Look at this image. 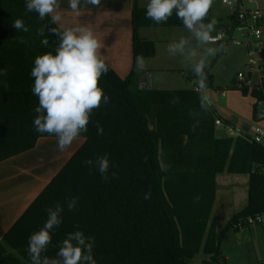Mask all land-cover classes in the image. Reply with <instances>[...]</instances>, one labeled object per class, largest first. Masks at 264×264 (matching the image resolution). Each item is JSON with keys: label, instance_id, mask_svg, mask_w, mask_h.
<instances>
[{"label": "trees", "instance_id": "obj_1", "mask_svg": "<svg viewBox=\"0 0 264 264\" xmlns=\"http://www.w3.org/2000/svg\"><path fill=\"white\" fill-rule=\"evenodd\" d=\"M25 5L26 0H0V162L32 149L41 137H55L34 128L39 100L32 93L31 70L37 56L55 54L59 41L50 29L62 30L49 17L40 20L36 12H28ZM17 19L28 32L13 27ZM213 20L210 8L204 22ZM132 22L129 75L122 79L109 67L100 78L98 86L109 101L93 111L83 145L4 235L0 264H30L28 238L43 227L47 209L57 203L64 209L62 224L52 230V242L43 255L54 258L67 234L80 230L94 237L96 264H193L200 251L210 256L203 264H223L224 233L237 223L244 225L250 216L264 214V144L252 141L243 130L238 137L217 136V118L233 124L218 116L208 101L206 110L202 108V93L194 88L139 87L142 71L137 70L136 57L153 56L156 47L140 39L137 30L184 26L182 21L174 12L167 22L156 24L146 18V9L135 6ZM235 24L232 15L226 29ZM40 29L43 35H38ZM43 39L49 41L47 46L41 44ZM204 73L207 87H212L210 68ZM240 90L256 100L262 97L247 86ZM105 154L110 162L107 181L96 166L84 163ZM224 171L248 174V198L246 207L217 233L210 217L216 176ZM149 191L151 199L145 200ZM77 197L75 209L69 211L68 200Z\"/></svg>", "mask_w": 264, "mask_h": 264}, {"label": "clouds", "instance_id": "obj_2", "mask_svg": "<svg viewBox=\"0 0 264 264\" xmlns=\"http://www.w3.org/2000/svg\"><path fill=\"white\" fill-rule=\"evenodd\" d=\"M83 2L96 7L101 4V0ZM212 4L213 0H148L146 5V18L156 24L167 22L175 12L198 48L203 49V55H200L197 48L191 49L188 55L193 59L200 57L195 59L192 71L198 78V91L202 93L201 107L205 110L208 99L203 95L207 91L205 57L215 55L220 50L207 46L213 40L210 33L216 23L215 20L207 24L204 22ZM80 5L81 0H68L69 8L77 15L80 14ZM25 6L28 12H36L40 20L49 17L51 24H60L63 19L60 0H26ZM13 27L23 32L29 31L20 19L14 22ZM50 33H54L59 41L55 54L45 52L37 56L31 70L34 78L32 93L39 100V105L35 108L38 115L33 123L38 133L55 136L58 149L64 152L74 142L86 138L83 134L87 132L93 111L109 101V97L98 86L100 78L108 73L109 65L107 55L102 52L104 44L91 28L84 25L67 27L62 31L51 28ZM38 35H43V29L38 31ZM48 43L47 39L41 40L44 46ZM189 43V38L181 37L178 41L169 43L167 50L173 56L177 53L183 55L185 46ZM136 67L137 70L145 67L142 55L136 57ZM97 134H103L102 126L97 125ZM84 163L90 167L96 166L102 179L108 180V154ZM77 199L78 197L68 200L69 211L75 209ZM144 199H151L150 191L144 194ZM63 211L59 203L49 207L43 227L29 236L27 253L30 264H96L93 258L94 237H85L80 230L67 234L60 242L54 258L43 255L52 242V230L62 224Z\"/></svg>", "mask_w": 264, "mask_h": 264}, {"label": "crops", "instance_id": "obj_3", "mask_svg": "<svg viewBox=\"0 0 264 264\" xmlns=\"http://www.w3.org/2000/svg\"><path fill=\"white\" fill-rule=\"evenodd\" d=\"M252 1L253 5L259 6L257 0ZM147 3L148 0H101V4L96 7L91 4H85L81 0L80 14L77 15L69 8L68 0H60V11L63 19L60 24L56 25L61 30L81 25L91 28L104 44L102 52L108 57L107 63L109 67L120 78L124 79L129 75L133 66L134 29L132 12L135 6L146 9ZM231 20L232 11L230 10L226 20H215L219 27L216 30H212L210 35L214 36L225 30ZM177 27L181 26H143L137 30V36L140 39L153 41L156 47V52L153 56L143 57L145 67L141 70L139 77L140 85L146 84L157 72L169 71L170 61L173 62L175 67L184 65L186 62L178 54L175 56L167 54L160 56L163 59L161 63L158 55V46L171 43L173 41V38H171L173 37L172 34L174 35L173 29ZM210 44L218 45L217 48L220 49L218 57H223L230 42ZM234 48L237 49H235V52L240 51L246 56L244 49L237 46H234ZM165 63H167V66ZM233 86L235 87L236 85L234 84ZM254 104L252 106L253 119H257L254 114ZM217 115L222 117L218 113ZM84 142L85 139L78 140L74 142L71 148L61 152L58 149L55 137H41L36 141L32 149L0 162V241ZM241 210L236 211L234 215ZM256 226L250 231V240L253 242L257 237H260L264 242V222ZM220 257L222 261L228 258V256L224 257L222 253ZM259 258V261H263L264 254L260 255ZM209 260L205 259L201 263L203 264L204 261Z\"/></svg>", "mask_w": 264, "mask_h": 264}, {"label": "rangeland", "instance_id": "obj_4", "mask_svg": "<svg viewBox=\"0 0 264 264\" xmlns=\"http://www.w3.org/2000/svg\"><path fill=\"white\" fill-rule=\"evenodd\" d=\"M257 4L260 8L264 9V0H257ZM229 13L230 9L222 4V0H213L211 6V16L213 19L216 21L226 20ZM218 27V24L214 25L213 30H216ZM173 33L174 35L172 34L173 37H171L173 38L172 42L178 41L181 37L189 38L190 40V43L185 46L184 54L177 53L186 62L184 65L175 67L173 62L170 61L169 71L157 72L150 78L152 89H193L198 85V78L190 68L195 63V59H199L200 57L198 56L193 59L189 57L188 53L191 49L197 48L200 55H203V49L198 48L196 41L191 38V34L185 27L174 28ZM168 45L169 43L158 46L159 57L167 54L170 55L167 50ZM207 46L218 47L215 44ZM234 46L230 42L223 57H218L219 51L213 56L205 57V68H210L213 87H207V91L203 95L208 97V103L223 118L230 121L233 117L238 119L237 124L231 126L236 134L242 135V129L247 128L248 133L252 135L256 127L264 129V119H253L252 106L256 102V99L250 92L244 95L240 90L242 85L248 86L247 83L238 80L239 73L245 74L247 72V55L244 56L240 51L235 52L236 48ZM162 62L163 59H161ZM165 65L167 66V63ZM234 84L237 87H234ZM222 93H225L224 97L221 96ZM247 198V174H233L224 171L216 176L215 199L210 217V224L213 225L215 232L220 233L223 230L234 216V213L246 205ZM262 222H264V216ZM259 224H245L239 229L230 228L224 233L221 241V253L224 257L228 256V258L227 260H223V264H264V260L259 261L260 255L264 254V242L262 238L257 237L253 242L250 240V231ZM205 259L209 260L210 256L200 251L194 256L192 263L202 264L201 262Z\"/></svg>", "mask_w": 264, "mask_h": 264}, {"label": "built area", "instance_id": "obj_5", "mask_svg": "<svg viewBox=\"0 0 264 264\" xmlns=\"http://www.w3.org/2000/svg\"><path fill=\"white\" fill-rule=\"evenodd\" d=\"M252 2V0H222V4L232 11L236 24L233 28L225 29L212 36L211 43L231 42L245 50L247 72L245 74L239 73L238 80L247 83L250 90L262 94V97L255 102L256 118L262 120L264 119V41L262 29L264 9L253 5ZM248 73H251L250 80ZM243 86L245 85L241 87ZM194 91L201 93L198 91V85L194 87ZM224 95L225 93L222 94V96ZM215 125L217 129H224L227 136H241L236 134L230 125H225L220 118L215 120ZM242 130L244 131V129ZM250 137L252 141L264 144V129L256 127ZM263 216L264 214L250 216L244 220V225L261 223ZM242 226V223H237L233 229H239Z\"/></svg>", "mask_w": 264, "mask_h": 264}, {"label": "water", "instance_id": "obj_6", "mask_svg": "<svg viewBox=\"0 0 264 264\" xmlns=\"http://www.w3.org/2000/svg\"><path fill=\"white\" fill-rule=\"evenodd\" d=\"M250 78H251V73H248V79L250 80ZM139 87H140V89L147 88L148 90H151L152 89L151 80L149 79L146 84L145 83L141 84V85H139ZM231 122H232V124H237L238 119L236 117H233ZM244 131L247 132L248 129L245 128ZM215 134L217 136L221 137V138H226L227 137V134H226L224 129H217ZM255 168H256V165L253 166V171L255 170Z\"/></svg>", "mask_w": 264, "mask_h": 264}]
</instances>
